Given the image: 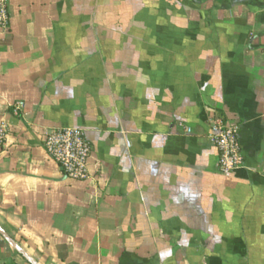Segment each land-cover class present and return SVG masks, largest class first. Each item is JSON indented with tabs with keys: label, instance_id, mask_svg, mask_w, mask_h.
<instances>
[{
	"label": "crops",
	"instance_id": "0c3cea01",
	"mask_svg": "<svg viewBox=\"0 0 264 264\" xmlns=\"http://www.w3.org/2000/svg\"><path fill=\"white\" fill-rule=\"evenodd\" d=\"M6 5L0 227L24 255L0 235V264H264V0ZM214 115L239 123L227 175ZM59 127L91 146L85 181L41 145Z\"/></svg>",
	"mask_w": 264,
	"mask_h": 264
},
{
	"label": "built area",
	"instance_id": "2783aa9c",
	"mask_svg": "<svg viewBox=\"0 0 264 264\" xmlns=\"http://www.w3.org/2000/svg\"><path fill=\"white\" fill-rule=\"evenodd\" d=\"M9 25V14L6 0H0V29L5 31ZM22 103L15 105V111ZM185 133H191V128L178 122ZM8 130L0 124V147L4 144ZM207 140L219 152L218 171L227 175L242 167L243 155L239 141V123L220 115L210 118ZM41 145L46 154L60 168L62 175L70 181H85L89 177L88 159L91 146L81 129L59 127L46 133Z\"/></svg>",
	"mask_w": 264,
	"mask_h": 264
},
{
	"label": "water",
	"instance_id": "95a60500",
	"mask_svg": "<svg viewBox=\"0 0 264 264\" xmlns=\"http://www.w3.org/2000/svg\"><path fill=\"white\" fill-rule=\"evenodd\" d=\"M0 235L18 252L22 253L24 255V253L20 250V248L18 247V245L11 239V237L6 233V231L0 227Z\"/></svg>",
	"mask_w": 264,
	"mask_h": 264
}]
</instances>
